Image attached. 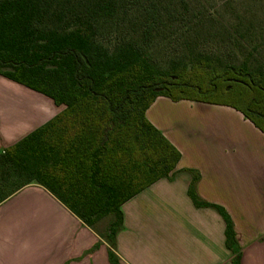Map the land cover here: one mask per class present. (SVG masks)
Returning a JSON list of instances; mask_svg holds the SVG:
<instances>
[{
  "label": "trees",
  "instance_id": "obj_1",
  "mask_svg": "<svg viewBox=\"0 0 264 264\" xmlns=\"http://www.w3.org/2000/svg\"><path fill=\"white\" fill-rule=\"evenodd\" d=\"M192 1L0 0V74L64 106L0 154V202L38 183L114 248L122 205L171 178L182 158L147 117L157 97L228 105L264 132V66L253 53L240 60L233 51L224 61L208 53L196 29L216 16ZM105 22L115 25L110 42L100 37ZM174 37L185 50L163 65L150 50ZM188 170L189 196L222 215L233 264H241L231 215L198 194L200 172ZM13 177L26 183L2 194Z\"/></svg>",
  "mask_w": 264,
  "mask_h": 264
},
{
  "label": "crops",
  "instance_id": "obj_2",
  "mask_svg": "<svg viewBox=\"0 0 264 264\" xmlns=\"http://www.w3.org/2000/svg\"><path fill=\"white\" fill-rule=\"evenodd\" d=\"M64 106L0 74V154ZM147 117L182 152L176 173L122 205L116 247L47 188L31 183L0 202V264H233L226 222L197 207L205 200L231 215L241 264H264V132L240 110L159 96Z\"/></svg>",
  "mask_w": 264,
  "mask_h": 264
},
{
  "label": "rangeland",
  "instance_id": "obj_3",
  "mask_svg": "<svg viewBox=\"0 0 264 264\" xmlns=\"http://www.w3.org/2000/svg\"><path fill=\"white\" fill-rule=\"evenodd\" d=\"M192 4L195 11L203 16H208L206 12L216 16V20L207 21L204 26L196 29L198 35L203 30L200 42L208 53H215L223 61L233 51L239 55L240 60L253 53L255 64L264 66V0H193ZM112 24L105 22L100 25V37L105 42H110V33L115 27ZM246 28H252L253 31L243 37H231V32L239 29L244 32ZM197 33L193 31V34ZM196 41V38L192 39L195 44L198 43ZM236 41H240L242 46L235 45ZM182 49L181 42L174 37L168 41H157L150 51L155 60L166 65ZM24 183V178L13 177L5 184L2 194H9ZM104 223L103 221L100 227Z\"/></svg>",
  "mask_w": 264,
  "mask_h": 264
}]
</instances>
